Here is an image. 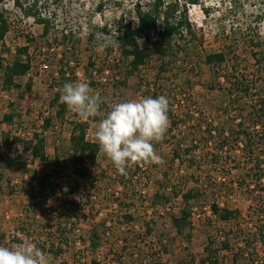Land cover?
Listing matches in <instances>:
<instances>
[{
  "label": "rangeland",
  "instance_id": "1",
  "mask_svg": "<svg viewBox=\"0 0 264 264\" xmlns=\"http://www.w3.org/2000/svg\"><path fill=\"white\" fill-rule=\"evenodd\" d=\"M135 1L40 0L52 12L53 28L47 35H42V26L24 14L27 4L22 0L0 1L11 25L4 39L8 51L0 50V57L11 60L15 47L27 44L31 56L29 71L16 78L9 90L0 91V137L3 131H9L27 138L34 129L41 131L42 119L49 117L50 122L42 131L47 159H32L18 145L20 167L4 169L0 183V245L15 247L27 240L19 229H43L42 233L50 234L66 220L75 223V231L69 236L74 246L57 258L47 254L50 264L63 260L90 264L92 259L102 264H250L248 252L264 262V209L257 204L264 202V191L260 192L245 173L246 160L239 142H233L234 149L220 157V138L215 131L222 125L228 134V129H237L239 122L250 123L248 98H236L224 109L229 81L243 73L257 84L256 93L264 96V0H200L187 5L191 29L178 40L177 54L165 59L167 70L160 72L162 60L152 56L117 87L112 83L123 79L129 59L120 54L116 29L120 19H133ZM108 36L113 45L104 54L97 53V43ZM251 37L254 44H249ZM227 45L232 47L229 53ZM222 49L227 60L218 71L205 62V56ZM61 57L70 61L79 81H87L84 72L91 71L96 85L90 88L104 98L97 116L87 120L89 140L97 142L94 129L112 104L152 94L168 97L173 105L171 120L176 124L169 117L164 139L154 144L156 162L133 164L121 175L99 151L88 179L76 177L71 170L54 175L44 189H35L34 200L29 203L24 189L30 170H52L54 156H64L70 148L69 121L78 118L66 106L63 121L56 119L58 104H51L59 89L54 79H59ZM59 94L60 101L63 90ZM9 111L15 115L10 125L2 122ZM207 130L213 136L204 144L201 137L207 136ZM196 142L198 146L190 152L183 151ZM0 150L10 157L15 154ZM175 150L179 155L174 157ZM217 182H223L226 189L234 188L220 193V187L213 184ZM259 183L264 185V180ZM74 186L78 187L76 192L64 195V204L59 200L63 191ZM192 187L207 195L189 201L191 226L176 233L171 216L183 205L181 193ZM173 192L178 196L174 197ZM164 197L169 199L165 201ZM213 197L219 204L237 208L238 219L227 224L214 216L209 208ZM71 199L73 203H68ZM159 201L165 204H157ZM126 214L131 215V220H124ZM147 226L149 233L145 232ZM91 228L100 233L99 246L93 252L86 246ZM56 235L50 242L55 243ZM161 240L166 250L157 258L152 246L160 245ZM223 241L232 246L233 257L221 249ZM209 242L212 256L204 250ZM235 254H239L237 262L233 261Z\"/></svg>",
  "mask_w": 264,
  "mask_h": 264
},
{
  "label": "trees",
  "instance_id": "2",
  "mask_svg": "<svg viewBox=\"0 0 264 264\" xmlns=\"http://www.w3.org/2000/svg\"><path fill=\"white\" fill-rule=\"evenodd\" d=\"M22 1L27 4L24 8V14L26 16H31L37 24L42 26V35H47L48 32H50L49 30L53 28L51 19L52 12L45 8L40 0ZM53 1L56 2L57 0ZM199 2L200 0H149L143 4L141 3V0H136L133 4V19H120L116 29L115 38L120 54L124 59L129 60L123 79L121 81L117 80L112 84L118 87L126 78L129 77V75H131L140 66H143L152 56H158L161 58L162 67L159 69L160 72L167 70L165 69L166 67H164L165 59L171 58L177 54L180 50L178 40L181 39L185 33L190 32L191 29V23L187 17V5L198 4ZM204 11L207 13L206 9H204ZM10 27L11 25L8 15L6 14V10L0 7L1 51H8L5 47L4 39L9 32ZM248 28L250 29V27ZM222 30H224V28ZM63 37H65V35H63ZM141 42L144 44L141 45ZM249 44H254L252 37L249 40ZM256 44L257 43H255L254 46L259 47V45ZM226 48L228 49V53L229 50L232 49L230 45H227ZM226 57L227 54L225 53V50L222 49L219 52L208 53L205 56V62L219 71L222 64L227 60ZM69 62V60L64 61L62 57L58 60L59 79H54L55 84L59 89L55 92V96L51 104H58V109L54 114L56 119H59L60 121H63L66 105L62 100L59 101V93L63 90V85L65 83L79 81L78 78L75 77L74 68L69 66ZM30 67L31 56L29 54L28 44L17 45L11 60L4 61V59L0 57V91L9 90L12 86H14L15 79L25 75L29 71ZM84 75L87 79L86 82L89 83V86L96 85L95 81L91 78V71L89 72V70H87L84 72ZM99 85H101V83H99ZM226 88L227 91L225 92V96L227 98L226 104L228 106L224 103V109L229 108L236 98H248L250 103L248 105L247 116L250 123L248 125H244L242 122H239L236 125L237 129H228V134L225 133L224 126L220 125V128L215 127V131L218 133V137L220 138L217 149H220L221 157L222 154L227 153L228 149H234L233 142H239L241 146L240 151L246 160L245 173L255 182L256 187L260 188V192L264 191V185L259 183L264 180V96L256 93L257 84L252 79L244 77L243 73H241L239 77H235L232 81H229ZM156 96L158 95L152 94V97L155 98ZM236 105L238 106V104ZM172 107L173 105L170 103L168 113L170 120L172 119L171 115L173 114ZM239 113L241 112L239 111ZM14 116V113L9 111L3 115L2 122L10 125L13 122ZM171 121L174 125L176 124L174 120ZM42 122L43 123H41L40 126L41 131L34 129L31 136L27 138H21L16 134H10L9 131L2 132L0 137V149L7 151L8 154L10 152L15 154L10 157V155H7L0 150V183L4 179L5 168L20 167V163L17 161L20 156L19 150L17 149L18 145L21 146V151L29 152L32 159H38L40 161H45L47 159L46 141L42 131L47 130L48 124H50L49 117L42 119ZM69 124L71 125V136L69 140L70 148L68 152H66L64 156H54L51 163L52 170L50 172L38 173L35 169L30 170L29 179L25 182L27 186L24 189V193L29 198V203L34 200L35 189H44L48 180L54 175L59 176L62 175L64 171L71 170L76 177L81 179H88L91 176V165L94 164L100 151L98 142L87 138L89 129L88 121H82L79 118H76L75 120H70ZM212 136L211 131L207 130V136L199 139H201V141L203 140L204 144H208ZM198 143L196 142V145L185 147L183 151H186V153L190 152L192 148L198 146ZM178 155V151L175 150L174 157ZM220 162H222L221 158ZM217 183L218 184H213L215 185V188L220 187V193L226 189L224 185H222L223 182ZM241 184L242 182L239 183V186H241ZM77 188V186H74L71 187L68 192L63 191V195H61L59 200L66 204L64 195H68L73 192L75 193ZM232 188L234 187L231 186L226 190L229 191L232 190ZM214 192L215 191H213L212 194ZM199 193L200 190L197 187H192L181 193L183 205L179 208L177 213H174L171 216L170 220L176 233H181L182 230L191 226V209L188 203L191 199L197 200L200 198L199 196L203 197L207 195L205 191H202L200 194ZM172 194L176 197L179 193L173 192ZM155 196L157 197L158 195ZM160 198H163V196ZM164 198L165 201L169 199L168 197ZM73 201L74 200L71 199L68 203H73ZM159 202L160 203H157L159 205L165 204V202ZM257 204L261 210L264 209L263 201H259ZM262 205L263 207H260ZM209 208L214 216H216L221 222L227 224H231L236 221L240 215L237 208L231 209L224 202L219 204L214 197L209 204ZM124 218V220L129 221L132 217L131 215L126 214L124 215ZM43 228L46 230V227ZM18 231L24 234L27 240H31L37 247L43 249L48 255L52 254L54 258L62 255V253L70 246H74L75 242L69 237L70 234L75 231V223H68L66 220L63 223L57 224L53 233L50 234L48 232L42 233L43 229L41 232L29 231L28 229H19ZM30 232L33 233L31 234ZM145 232H150L148 226L146 227ZM53 234H57L55 237V243L50 242ZM99 234L100 233L96 228H91L89 231L88 245L86 246H88L87 248L92 252L99 246ZM262 237L263 239L261 238V244H264V235H262ZM162 242L163 240L159 241L160 245L152 246V254L157 258H159V255L166 250L165 245ZM211 244L212 243L209 242L204 248L210 256H212V250L210 248ZM221 249L231 255L233 254V248L229 243H227V241L222 242ZM238 256L239 254L234 255V262H237ZM246 256H250V259L248 260L250 264H254L252 258L255 257L252 253L248 252ZM59 264L70 263H66L63 260L60 261ZM90 264H102V262L92 259ZM260 264H264L263 260Z\"/></svg>",
  "mask_w": 264,
  "mask_h": 264
},
{
  "label": "clouds",
  "instance_id": "3",
  "mask_svg": "<svg viewBox=\"0 0 264 264\" xmlns=\"http://www.w3.org/2000/svg\"><path fill=\"white\" fill-rule=\"evenodd\" d=\"M108 36L97 43L95 51L104 54L112 46ZM61 100L80 120L97 116L104 102L99 91L86 81L65 83ZM170 101L166 95L142 97L111 105L94 129L99 149L124 175L133 164L158 160L154 144L164 139L169 128ZM0 264H50L47 253L30 240L15 247L0 245Z\"/></svg>",
  "mask_w": 264,
  "mask_h": 264
},
{
  "label": "built area",
  "instance_id": "4",
  "mask_svg": "<svg viewBox=\"0 0 264 264\" xmlns=\"http://www.w3.org/2000/svg\"><path fill=\"white\" fill-rule=\"evenodd\" d=\"M43 66L45 67V65H43ZM261 262H262V260H260V259H257V258L254 259V264H260ZM71 264H82V263H80V262H72Z\"/></svg>",
  "mask_w": 264,
  "mask_h": 264
},
{
  "label": "crops",
  "instance_id": "5",
  "mask_svg": "<svg viewBox=\"0 0 264 264\" xmlns=\"http://www.w3.org/2000/svg\"><path fill=\"white\" fill-rule=\"evenodd\" d=\"M89 130V129H88ZM87 138H88V133H87Z\"/></svg>",
  "mask_w": 264,
  "mask_h": 264
}]
</instances>
